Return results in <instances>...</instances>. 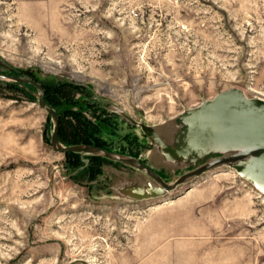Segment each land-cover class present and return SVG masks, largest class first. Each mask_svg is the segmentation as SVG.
I'll use <instances>...</instances> for the list:
<instances>
[{
  "label": "rangeland",
  "instance_id": "obj_1",
  "mask_svg": "<svg viewBox=\"0 0 264 264\" xmlns=\"http://www.w3.org/2000/svg\"><path fill=\"white\" fill-rule=\"evenodd\" d=\"M0 72L50 84L63 144L137 137L153 164L163 146L146 133L176 147L195 105L232 87L264 95V0H0ZM37 94L0 79V264H264V194L235 165L157 197L91 190L53 149ZM219 150L234 147L160 168L172 181Z\"/></svg>",
  "mask_w": 264,
  "mask_h": 264
},
{
  "label": "water",
  "instance_id": "obj_2",
  "mask_svg": "<svg viewBox=\"0 0 264 264\" xmlns=\"http://www.w3.org/2000/svg\"><path fill=\"white\" fill-rule=\"evenodd\" d=\"M0 79L28 83L38 90L37 103L49 114L53 122L50 143L54 150L79 153L85 164L88 163L89 158L83 157L84 154L99 155L130 166L140 174L137 177L128 175L127 180L124 181H121L123 179L121 174H113L109 186L111 194L124 191L131 194L134 199L157 197L172 191L193 177L222 165H235L240 175L247 178L264 194V99L248 97L238 87L221 91L183 114L181 121L184 124V133L182 141H178L176 147L165 144L155 131L151 133L145 131L148 138H152V135L155 137V141L149 139L152 147L163 146L162 152L158 148L153 152L148 150L153 155V164H151L91 144L64 145L59 139L58 114L45 102L42 84L30 77L8 72H0ZM110 110L124 115L113 107ZM231 147H234L231 152L219 150L217 154L201 157L197 164H193L195 166L178 174L172 181L163 178L157 172L162 167L168 168V154L180 158L196 152L193 155L196 157L195 155L199 153L197 151L203 154V151L208 149ZM206 155L207 153L203 154Z\"/></svg>",
  "mask_w": 264,
  "mask_h": 264
},
{
  "label": "trees",
  "instance_id": "obj_3",
  "mask_svg": "<svg viewBox=\"0 0 264 264\" xmlns=\"http://www.w3.org/2000/svg\"><path fill=\"white\" fill-rule=\"evenodd\" d=\"M43 88H44V100L45 102L52 107L50 101L48 100V96L49 94H47L46 90L50 89V84L49 86L46 84H42ZM49 91V90H48ZM52 91V90H51ZM99 108L102 109V111L104 113H106V115L104 116L105 120L109 121V117L110 119H114L115 117L118 116V113L115 111H112L108 108L107 105L105 104H99ZM66 113V112H65ZM58 114V118H59V139L60 141L64 142V136L61 132V121H62V115ZM103 119V120H104ZM113 124V123H112ZM85 127V126H84ZM84 129V128H82ZM81 129V130H82ZM70 134V133H69ZM74 135H78L77 133H73ZM71 135V138L68 137L67 141H65L64 145H73V144H91V145H95V146H99L102 148H105L107 150H111V151H116L122 154H126V155H130L133 157L138 158L141 162L143 163H147L146 158H143L141 156V154L145 151V149L147 148V145H143L141 142H138L137 137H131L127 143L126 147H111L109 145L108 142H105L102 139H99V141H95L92 138L90 139V137H88L87 139H75L74 135ZM75 135V136H76ZM66 155L69 156H74L76 158L79 159L80 164L75 168L76 172H82L83 170H86L88 173V179L85 183V185H87L88 187L91 188V190H97L98 192H104V193H110L111 190L109 189L110 184L112 183V173L108 171V169H116V170H122L124 167H129L132 168L130 166L121 164L120 162H116V161H112L109 160L105 157L99 156V155H91V154H84L83 157H87L89 158V161L87 164H85L82 160V156L79 153H75V152H65ZM111 163L120 165L119 168H116L115 166L111 165ZM134 169V168H132ZM163 178L167 179L161 169H159L157 171ZM112 174V175H111ZM117 175V173H115ZM78 178V177H76Z\"/></svg>",
  "mask_w": 264,
  "mask_h": 264
},
{
  "label": "bare ground",
  "instance_id": "obj_4",
  "mask_svg": "<svg viewBox=\"0 0 264 264\" xmlns=\"http://www.w3.org/2000/svg\"><path fill=\"white\" fill-rule=\"evenodd\" d=\"M259 97V96H258ZM259 98H262V99H264V95H262V97H259ZM257 143H260L259 141H257Z\"/></svg>",
  "mask_w": 264,
  "mask_h": 264
}]
</instances>
